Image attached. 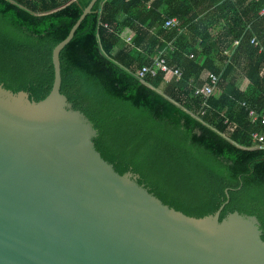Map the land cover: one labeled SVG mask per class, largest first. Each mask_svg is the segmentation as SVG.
Segmentation results:
<instances>
[{
	"label": "trees",
	"instance_id": "obj_1",
	"mask_svg": "<svg viewBox=\"0 0 264 264\" xmlns=\"http://www.w3.org/2000/svg\"><path fill=\"white\" fill-rule=\"evenodd\" d=\"M90 1L0 0V83L45 98L53 48ZM263 8L264 0H97L60 62L61 92L92 121L95 146L117 172L137 174L190 216L221 206L220 219L255 215L264 239V149L253 141L264 126L249 116L264 114V54L250 42L264 44ZM172 17L179 29L164 26ZM161 51L171 71L138 76ZM211 73L215 93L194 95Z\"/></svg>",
	"mask_w": 264,
	"mask_h": 264
},
{
	"label": "water",
	"instance_id": "obj_2",
	"mask_svg": "<svg viewBox=\"0 0 264 264\" xmlns=\"http://www.w3.org/2000/svg\"><path fill=\"white\" fill-rule=\"evenodd\" d=\"M96 1L53 48L45 98L0 83V264H264L255 215H187L97 150L98 130L61 92L60 62Z\"/></svg>",
	"mask_w": 264,
	"mask_h": 264
},
{
	"label": "built area",
	"instance_id": "obj_3",
	"mask_svg": "<svg viewBox=\"0 0 264 264\" xmlns=\"http://www.w3.org/2000/svg\"><path fill=\"white\" fill-rule=\"evenodd\" d=\"M262 14H264V8L262 9ZM164 26L168 28H180V22L177 17L167 18L164 21ZM251 44L256 46L260 53L264 54V44L256 38L253 37L251 39ZM236 43V42H235ZM172 47V45H170ZM230 49L226 50L225 53H228ZM172 68H170L166 64V59L163 55V52L161 51L159 56L153 58V64L152 65H145L142 68L138 69L137 74L140 77H144L147 74H150L152 76H155L157 74L158 70L161 71H171ZM174 75H176L178 78L180 77V70L174 69L173 70ZM167 82V80L165 81ZM218 82H219V76H217L214 73H211L209 75V80L204 81L200 86H196L194 88V95H200L203 94L205 97H208L215 93V91L218 88ZM204 110L202 109L200 111L201 114H204ZM249 116L253 122L260 121L261 125L264 126V114L260 115L255 110L250 109L249 110ZM228 124V131H233L236 125L233 122H230L228 119L225 121ZM253 141L256 143L255 148L258 149H264V132L256 131L253 134Z\"/></svg>",
	"mask_w": 264,
	"mask_h": 264
},
{
	"label": "crops",
	"instance_id": "obj_4",
	"mask_svg": "<svg viewBox=\"0 0 264 264\" xmlns=\"http://www.w3.org/2000/svg\"><path fill=\"white\" fill-rule=\"evenodd\" d=\"M164 49V48H163ZM164 83H166V82H164Z\"/></svg>",
	"mask_w": 264,
	"mask_h": 264
}]
</instances>
